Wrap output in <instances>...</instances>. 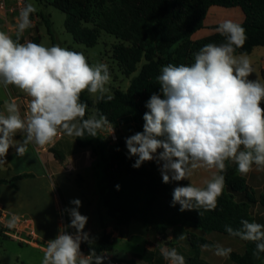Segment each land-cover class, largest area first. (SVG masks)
Masks as SVG:
<instances>
[{
	"label": "clouds",
	"instance_id": "obj_1",
	"mask_svg": "<svg viewBox=\"0 0 264 264\" xmlns=\"http://www.w3.org/2000/svg\"><path fill=\"white\" fill-rule=\"evenodd\" d=\"M37 11L31 2L20 9L15 38L0 31V87L14 86L29 98L23 115L15 99L4 101V111H0V165L6 163L10 148L24 156L30 144L44 148L62 135L96 137L110 124L104 115H87L88 105L81 101L84 92L98 101L113 99L107 87L112 78L108 65L90 64L83 52L59 44L21 42ZM215 32L224 42L203 45L190 65L169 63L161 67L156 77L160 91L145 104L148 111L143 116V131L125 139L129 157L137 158L133 168L155 161L165 184L190 181L197 170L210 172L203 186L190 181L187 186L174 188L172 206L178 204L181 212L216 209L225 188L222 173L229 162L236 165L240 175L250 173L253 166L264 171V81L249 80L254 72L251 60L246 53L237 54L246 42V29L237 21L224 19ZM18 133L22 141L14 139ZM111 134L114 136V127ZM70 204L74 206L64 211L70 217L68 227L75 231H60L48 240L41 264H103L106 256L97 255L91 247L95 241L85 231L88 217L79 211L82 202L73 199ZM225 231L254 242L255 256L264 253V224L243 219L239 228L226 225ZM185 238L183 233L177 237ZM82 243L89 244L88 255L82 253ZM200 247L222 258L232 252L219 243ZM159 248L168 264H186L176 248L164 243Z\"/></svg>",
	"mask_w": 264,
	"mask_h": 264
},
{
	"label": "trees",
	"instance_id": "obj_2",
	"mask_svg": "<svg viewBox=\"0 0 264 264\" xmlns=\"http://www.w3.org/2000/svg\"><path fill=\"white\" fill-rule=\"evenodd\" d=\"M50 5L67 15L65 28L76 43L94 47L103 33L111 35L116 42L113 60L121 73L127 78L138 73L130 79L126 90L114 89L111 101L92 99L87 92L81 95V101L88 105L87 115L93 112L97 116L104 115L114 128L120 119L132 114L144 116L148 111L146 102L153 93L160 91L156 77L162 66L169 63L190 65L194 62V53L203 45L224 42V37L218 33L197 42L191 39L204 27L210 7H240L243 10L245 21L241 24L246 29L247 39L244 46L237 49V54H250L255 47L264 46V0H51ZM44 20L55 45L49 21ZM32 42L39 44L40 37ZM262 103L264 108V101ZM125 139L119 137L115 143L106 142L100 132L96 137L86 134L75 139L79 149H90L95 157L93 167L99 173V199L120 236L127 237L123 228L134 221L165 237L168 230L178 237L180 229L187 228L184 233L189 252L186 264H210L201 258L200 245L212 244L205 235L217 232L232 236L225 231V226L239 228L243 219L264 224V216L253 215L252 211L256 205L264 210V191L257 195L245 177L237 172L234 163L229 162L222 173L225 188L215 210L181 212L178 204L172 206L175 188L172 184L163 183L147 162L133 168L137 158L129 157ZM52 152L59 159L56 150ZM29 176L23 174L17 179ZM188 229L197 231V235ZM112 241L111 234L102 232L98 239L99 252H111ZM241 241L243 252L232 251L230 260L235 264H264V253L259 257L254 255L255 243ZM137 260L149 264L166 262L160 250L149 249L134 255L128 264Z\"/></svg>",
	"mask_w": 264,
	"mask_h": 264
},
{
	"label": "rangeland",
	"instance_id": "obj_3",
	"mask_svg": "<svg viewBox=\"0 0 264 264\" xmlns=\"http://www.w3.org/2000/svg\"><path fill=\"white\" fill-rule=\"evenodd\" d=\"M26 1L27 3H34L38 8L37 13L41 15L36 24V26L39 27V44H44L46 46L53 45L52 37L48 32L47 22L44 20L45 18L49 21L55 45L59 44L61 47L83 52L90 64L106 63L108 65L112 77L110 83L107 85L110 89V94L116 88L122 90L128 88L130 79L138 73L127 78L119 70L117 64L113 60V47L116 43L114 37L103 33L98 44L94 47L78 44L65 28L67 15L50 5L51 0H41V2L38 0ZM34 31V36H36V28H34ZM90 98L96 99L93 96H90ZM110 127L112 126L109 125L104 130L100 131L102 138L106 142H110ZM73 144L74 142H72V145ZM31 150L32 153L28 151L23 156L24 159L19 157L22 164H17V167H24L26 170H29L33 176L30 175L28 179H22L19 183L18 190L12 187V192L5 194L4 197L7 208L12 213V216L5 212V210H0V264H41L47 241L54 239L60 231H67V224L70 223V217L64 209L73 207L74 205H71L70 201L73 199H79L81 201L79 194L87 192V189H78L79 180L76 181L75 177L71 174H67V178L63 180V183L59 180V177L50 178L48 176L49 174L44 171L42 157L38 156L32 148ZM15 157L16 156L10 157L9 161L12 159V161H14ZM6 160H8L7 156ZM47 167H49L48 163ZM8 169L10 168L6 166L0 167V179H10L12 172H9ZM42 174H45V176H42ZM51 179L55 186L51 185ZM90 181L92 182L93 180L91 179ZM256 193L257 195L259 194V192ZM258 208H260V206ZM258 208L257 205L253 207V214H259V212L256 213L259 211ZM104 210L105 215L103 216L102 227L104 226V231L111 234L113 238L112 250L108 253L99 252L98 239L102 233L99 235L96 234V232H92L91 237L95 242L91 247L95 250L97 255H104L106 259L112 257L121 260L123 264H128V261L131 260L134 255L142 254L145 249L160 250V243H164L168 247L172 245V248H176L184 257L189 253L188 244H186L185 240H178L177 235L175 236L172 230H168V236L164 240L162 234L153 229H148L136 221L123 228V231L127 233V237L120 236L119 232L113 226V223L107 218L106 209ZM79 211L82 215L86 211L88 221L92 220L94 227L97 225V209L94 203L85 205L82 202ZM28 219L35 221L37 233L39 235L41 233L42 238H39L33 233V225ZM58 219L60 220V227L57 225ZM13 221L14 223L10 227L9 224ZM186 230L187 228L185 230L180 229L179 233L184 234ZM189 231L197 235V231ZM211 234V240L214 244L219 243L224 247H230L232 251L236 253L243 252V249L238 248V243H242L241 240L217 232ZM207 238H209V236H206V239ZM81 251L84 255H88L90 252L89 244L82 243ZM201 258L205 259L207 262L213 261L214 263H218L222 259V257L214 255L213 251H203ZM106 259L103 264H105ZM138 264L146 263L139 262ZM165 264H168V262L166 261Z\"/></svg>",
	"mask_w": 264,
	"mask_h": 264
},
{
	"label": "crops",
	"instance_id": "obj_4",
	"mask_svg": "<svg viewBox=\"0 0 264 264\" xmlns=\"http://www.w3.org/2000/svg\"><path fill=\"white\" fill-rule=\"evenodd\" d=\"M27 4L26 0H0V31H5L9 35H12L13 38H15V31H16V23H17V17L19 16L20 9ZM39 15L37 12L32 14L31 20H32V27L27 29L25 33L23 34L21 38V42H24L26 40L33 41L35 37L38 36L39 33V27L36 26L37 21L39 20ZM224 19H232L234 21H237L239 23H243L245 21V14L243 10L240 7H220V6H212L209 8L207 15L204 19V27L200 30H198L196 33L193 34L191 37L192 41H200L207 39L215 34V27L218 26L219 22ZM34 28L37 30V35L34 36ZM248 57L251 60L252 66L254 68V72L248 77L249 80H256L260 79L261 81H264V46L255 47L253 51L250 54H247ZM25 94L22 93L19 89L15 88L14 86H9L8 88H2L0 87V111H4V101L5 100H11L13 97H19L24 96ZM263 104V103H262ZM264 106V105H263ZM143 116L139 114H132L130 116L124 117L118 121V125L115 129V132L117 133L118 137H124L127 138L137 132L143 131ZM107 127V126H106ZM15 140L22 141L23 136L22 134L18 133L15 137ZM69 139V141H68ZM76 137H69L64 136V138L58 143L55 150L60 157V159H57L53 152H45L41 155L44 171L48 173L50 178L59 177V180L63 183V180L67 178V174H71L75 177V180H79V187L78 189L84 190L87 189V192L80 193V199L85 205H91L94 203L96 205L97 209V225L93 226V221H88L85 227V231L89 232L90 235L92 232H96V234H99L104 232V229L102 227V220L103 216L105 215V208L101 206L99 194H98V172L94 169L93 164L95 162V157L90 149H79L76 146L75 142ZM71 140V142H70ZM72 142L74 144L72 145ZM32 146L28 145V151L32 153L31 151ZM33 149V148H32ZM31 150V151H30ZM14 161L10 160V157H14ZM23 158V156L16 155V149L10 148L9 152L7 153L8 160L5 161L3 165H0V167L6 166L9 172H12L10 179H0V210H5L8 214L12 213L8 210L7 204L5 201V194L8 192H12V187L15 188V190H18L19 183L22 179H17L19 176L23 174H33L26 170L24 167H17V164H22V161L19 159ZM24 159V158H23ZM8 161V162H7ZM49 164V167H47V163ZM148 165H151L153 169L159 174V176L162 178L160 171H159V165L155 161L147 162ZM12 169V170H11ZM49 170V172H48ZM42 176H45V174ZM247 180L248 184L256 191L262 193L264 191V171H257L255 170V166H253V170L248 173L247 175H242ZM210 177V172L206 170H197L194 172L193 176L190 178L191 183L203 186V180ZM29 177H27L28 179ZM26 179V178H23ZM93 180L92 182L90 180ZM190 181L188 180H182L179 182H171L170 184L173 185V187L177 186H187ZM57 182V181H55ZM51 185H54V182L51 179ZM55 186V185H54ZM56 197V196H55ZM259 205H257V208ZM259 212L258 216H264V210L260 207L258 208ZM4 212V213H5ZM83 215H86L83 213ZM255 215V214H253ZM17 217V216H16ZM19 218V217H18ZM29 222L33 225V233L36 234L39 238L41 237L37 233L36 230V224L35 221L32 219H28ZM70 224V223H69ZM67 224V232H74L75 230L72 228H69ZM57 225L60 227V220H57ZM30 226V225H27ZM31 227V226H30ZM97 229V231H96ZM211 233L206 236H209L207 238L211 243L213 241L211 240ZM214 244V243H213ZM238 248L244 249V243L240 242L238 243ZM151 250V249H149ZM235 252V251H234ZM108 253V252H107ZM203 255V251L201 250V257ZM205 260V259H204ZM139 262H143L146 264H149L145 261H136L134 264H138ZM208 263L211 264H235L230 260V258H222L220 262L214 263L213 261H208Z\"/></svg>",
	"mask_w": 264,
	"mask_h": 264
},
{
	"label": "built area",
	"instance_id": "obj_5",
	"mask_svg": "<svg viewBox=\"0 0 264 264\" xmlns=\"http://www.w3.org/2000/svg\"><path fill=\"white\" fill-rule=\"evenodd\" d=\"M4 1V0H3ZM11 99H15L17 104L20 106V110H21V115L24 114V112L26 111V106H27V103H28V97H26V95L24 96H19V97H13ZM111 128H109V131H110V142L111 143H115L118 141L119 137L117 135V133L115 132V129H114V136L111 134ZM65 135H62L60 138H58L56 140V142L54 144H51V145H48V146H45L44 148H38L37 146L35 145H32V148L34 150V152L41 157V155L45 152H52L53 149L56 148V146L58 145V143L64 138ZM105 264H123V262L121 260H117L115 258H112V257H108L105 261Z\"/></svg>",
	"mask_w": 264,
	"mask_h": 264
},
{
	"label": "water",
	"instance_id": "obj_6",
	"mask_svg": "<svg viewBox=\"0 0 264 264\" xmlns=\"http://www.w3.org/2000/svg\"><path fill=\"white\" fill-rule=\"evenodd\" d=\"M163 239L165 240V239H166V237H165V236H163Z\"/></svg>",
	"mask_w": 264,
	"mask_h": 264
}]
</instances>
